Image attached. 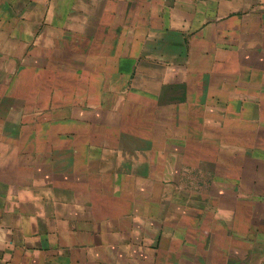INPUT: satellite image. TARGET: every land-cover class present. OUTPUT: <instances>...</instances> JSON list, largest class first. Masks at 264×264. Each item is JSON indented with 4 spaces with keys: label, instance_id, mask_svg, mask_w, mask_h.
<instances>
[{
    "label": "crops",
    "instance_id": "crops-1",
    "mask_svg": "<svg viewBox=\"0 0 264 264\" xmlns=\"http://www.w3.org/2000/svg\"><path fill=\"white\" fill-rule=\"evenodd\" d=\"M0 264H264V0H0Z\"/></svg>",
    "mask_w": 264,
    "mask_h": 264
},
{
    "label": "rangeland",
    "instance_id": "rangeland-1",
    "mask_svg": "<svg viewBox=\"0 0 264 264\" xmlns=\"http://www.w3.org/2000/svg\"><path fill=\"white\" fill-rule=\"evenodd\" d=\"M219 12H223V10L219 9ZM254 60H256V58H250L251 62L254 61ZM11 75H13V74L11 73ZM62 91L66 92L65 90H62ZM105 91L107 92V97L104 100L105 101V105L103 107L105 109H108L109 113H116L117 110H119L120 107H115V102L116 101H121L120 99L124 98L125 92L122 89H117V90H114V91L113 90L110 91L109 89H107ZM63 105L64 104H59V106L57 108L58 109V113L61 114V115L67 116V114H65V113L66 112L68 113V111H70L71 109L69 108V106H65V105L63 106ZM45 110L49 111L50 108L45 109ZM97 112H100V110H97ZM42 113H44V110H42ZM109 113H108V115H109ZM160 116H161L160 114H158V116L157 115L154 116L155 120L153 122V125H154L155 128H161L162 125L164 124V122H163V120L161 119ZM28 123H30V122H28ZM187 188H188V186H187Z\"/></svg>",
    "mask_w": 264,
    "mask_h": 264
}]
</instances>
